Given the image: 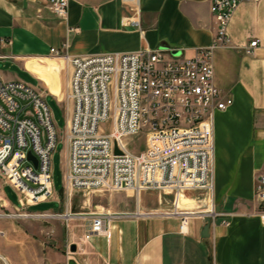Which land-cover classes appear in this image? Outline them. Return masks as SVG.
I'll return each mask as SVG.
<instances>
[{
  "label": "crops",
  "instance_id": "obj_1",
  "mask_svg": "<svg viewBox=\"0 0 264 264\" xmlns=\"http://www.w3.org/2000/svg\"><path fill=\"white\" fill-rule=\"evenodd\" d=\"M211 3L71 0L68 19L61 21L49 10L46 0H0V64L17 70H0V78L14 82L24 75L38 84L46 98L64 105L73 69L65 59L55 57L52 50L65 53L64 45L68 44L69 56L84 57L164 48L189 58L214 41L216 25ZM228 33L230 45L217 49L213 56L215 84L224 99L233 100L232 106L215 115L213 200L210 197L209 205L207 196L196 192L180 197V211L190 215L186 230L181 231L183 217L175 214L172 201L165 196L146 193L136 199L113 194L81 201L80 192L71 190L66 214L75 218L67 220L69 243L56 257L42 250L45 260L41 262L34 225L20 226L5 219L15 217L7 213L25 209L22 197L0 180V236L6 237L13 252L0 251L7 262L264 264L260 217L264 206L256 201L257 177L264 173V0L243 2ZM254 40H258V47L249 56L245 48ZM68 108L71 114V102ZM7 189L17 194V203L8 199ZM212 201L224 217L211 222L209 237L203 238ZM52 202L60 204V210L43 213L60 214L62 200L56 188ZM46 203L49 202L41 204ZM94 214L111 217L110 233L85 241ZM76 220L80 221L77 234L73 230ZM223 220L227 224H222ZM72 245L77 246L74 254L68 251Z\"/></svg>",
  "mask_w": 264,
  "mask_h": 264
},
{
  "label": "built area",
  "instance_id": "obj_2",
  "mask_svg": "<svg viewBox=\"0 0 264 264\" xmlns=\"http://www.w3.org/2000/svg\"><path fill=\"white\" fill-rule=\"evenodd\" d=\"M70 1L46 0L61 21L68 19ZM245 1L259 0H211L214 41L189 58L164 48L84 57L69 56L68 44L65 53L52 50L73 69L65 138L64 187L69 193L131 191L137 199L154 192L172 195L175 214L183 217L181 231L186 230L190 215L180 211L179 198L196 192L213 200L215 115L233 105L215 84L213 56L230 45V23ZM258 43L252 41L246 54L253 55ZM58 144L44 91L0 78V180L22 197L24 209L54 199ZM256 201L264 206V173L257 177ZM18 216L52 217L31 211ZM209 217L212 222L224 217L213 201ZM260 217L264 227V211ZM111 224L110 216L94 214L84 240L109 235ZM0 262L9 264L1 257Z\"/></svg>",
  "mask_w": 264,
  "mask_h": 264
},
{
  "label": "rangeland",
  "instance_id": "obj_3",
  "mask_svg": "<svg viewBox=\"0 0 264 264\" xmlns=\"http://www.w3.org/2000/svg\"><path fill=\"white\" fill-rule=\"evenodd\" d=\"M7 67V68H6ZM1 63L0 64V70H3L5 72H10L13 73L17 70L13 69L11 70L10 66H6ZM7 69V70H5ZM20 81L24 82L26 84H29L34 87H38V84L34 82L33 80H30L28 77L21 75L20 76ZM67 93L70 92L69 90V85H67ZM47 102L51 109L53 110L55 120H56V126L59 134V144L56 149V153L53 157V173H54V183H55V188L57 192H59V195L61 196L62 200V212L60 214H51L52 217H37V218H26V217H11L5 219L10 222H14L16 225H26V224H32L34 225V236L37 241L38 245V250H39V255L41 256V262L45 260V256L42 254V250L45 252L52 253L53 256H57L58 252L61 251L63 248L65 249L69 243L68 240V227H67V220L70 218H65V217H59V215H66V210L70 209V203H71V198L72 196L69 194V191H67L66 187H64V169H66L67 166V161L65 159L66 156V143H65V138L67 134L66 130V124L67 120L70 117V112L68 110V105L70 101L66 100V103L64 105H57L52 98H47ZM61 191V192H60ZM79 199L81 201H88L90 199L98 198L100 196H105V195H113V194H121V195H129L130 193H89L85 191H79ZM149 194V193H148ZM152 194V193H150ZM154 195L160 196L161 194L158 192H154ZM6 195L8 199L13 202L17 203L18 202V196L13 190L7 189L6 190ZM162 196L166 197L168 201H172L171 203H174V197L172 195L168 194H162ZM211 196H207V201L209 205L211 204ZM101 198V197H100ZM136 198V197H135ZM137 199V198H136ZM74 204V202H73ZM61 208V205L58 203H53L52 201H49V203L46 204H40L37 207L32 208L30 211L34 213H43L47 211H59ZM29 209H25L24 211L20 213H7L8 215H25V213H30ZM6 213V212H5ZM4 212H1L2 215L5 214ZM73 213H76V211L73 210ZM72 218V217H71ZM75 218V216L73 217ZM75 223L77 224L76 228H73L75 230V233L80 230V227L78 224L80 223L79 220H76ZM74 221L72 224H75ZM72 235V234H71ZM74 236V235H73ZM72 236V237H73ZM73 240H76L78 242L77 237H73ZM70 241H72L70 239ZM81 244L83 242L80 241ZM9 244L6 241V237H1L0 236V251L3 253H13L10 248H8ZM68 251H71L70 248ZM72 254L76 252H71ZM9 261V260H8ZM0 264H3L0 262ZM10 264V261H9Z\"/></svg>",
  "mask_w": 264,
  "mask_h": 264
},
{
  "label": "water",
  "instance_id": "obj_4",
  "mask_svg": "<svg viewBox=\"0 0 264 264\" xmlns=\"http://www.w3.org/2000/svg\"><path fill=\"white\" fill-rule=\"evenodd\" d=\"M29 159L34 161L35 166L37 167V160L36 158L33 156L32 153L29 154ZM212 219L211 217H207V226L204 229L203 232V238H208L209 237V232H210V225H211ZM71 252H77V246L76 245H72V247L70 248Z\"/></svg>",
  "mask_w": 264,
  "mask_h": 264
},
{
  "label": "bare ground",
  "instance_id": "obj_5",
  "mask_svg": "<svg viewBox=\"0 0 264 264\" xmlns=\"http://www.w3.org/2000/svg\"><path fill=\"white\" fill-rule=\"evenodd\" d=\"M128 193H130V196H132V197L134 196V195H133V192L130 191V192H128ZM209 196H210V195H209ZM179 202H180V198H179V201H178V207H179ZM191 215H192V214H191ZM0 257H1L3 260L6 261V259H5L2 255H0ZM6 262H7V261H6Z\"/></svg>",
  "mask_w": 264,
  "mask_h": 264
}]
</instances>
